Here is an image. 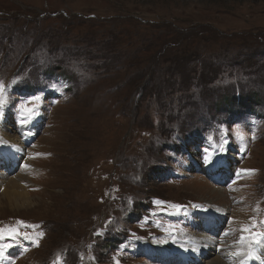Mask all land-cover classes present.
<instances>
[{"label":"rangeland","instance_id":"obj_1","mask_svg":"<svg viewBox=\"0 0 264 264\" xmlns=\"http://www.w3.org/2000/svg\"><path fill=\"white\" fill-rule=\"evenodd\" d=\"M0 82V194L32 180L0 264H165L210 210L216 244L264 233V0H0Z\"/></svg>","mask_w":264,"mask_h":264},{"label":"bare ground","instance_id":"obj_2","mask_svg":"<svg viewBox=\"0 0 264 264\" xmlns=\"http://www.w3.org/2000/svg\"><path fill=\"white\" fill-rule=\"evenodd\" d=\"M0 150V154L4 157V159L6 158L11 161L10 164L12 166L5 168L6 172L10 173L12 171L11 168H13V165H16L17 161H19L20 157L23 155L25 151L24 146L23 144L20 145L17 143L13 137L11 138L8 135H5L4 142H2ZM224 163L233 165V162H230V160L229 162L228 160H225ZM216 165L217 164H214V166ZM226 165L227 164H225L223 167L226 168ZM9 170L11 171L9 172ZM232 170H236L235 165L232 166ZM1 174L2 173L0 172V175ZM23 175L25 177L21 178ZM27 175L28 174L19 173L15 175L14 178L1 181L2 183L5 181V183H3L5 185L3 186L4 190L0 194V204L2 203V198L6 199L9 205L13 204V202H16L19 199V197L22 195L20 189H25V184L32 182V180H30ZM0 189H2V186H0ZM206 216L207 219L204 225L200 227L201 235H194L193 239H188V236L186 239L182 238L179 240L189 241V247L177 245L163 248L161 253L164 257L165 264L168 261H170L169 264H172L173 262L174 264H241V261L244 260V257L233 255L241 248V244H238L237 242L216 244L215 238L212 236L215 235L219 223L224 224L226 222V220H224L226 214L224 213V217L221 219V216L217 218L216 213L210 210L207 212ZM175 252L178 253L177 256L174 255ZM250 259L251 261L248 259L246 264H264V247H256L255 254Z\"/></svg>","mask_w":264,"mask_h":264},{"label":"snow or ice","instance_id":"obj_3","mask_svg":"<svg viewBox=\"0 0 264 264\" xmlns=\"http://www.w3.org/2000/svg\"><path fill=\"white\" fill-rule=\"evenodd\" d=\"M5 85L0 82V118L3 117V106L5 104V99H4V93H5ZM21 112L22 115L25 116V119L21 120V124L26 123L29 119L34 116L35 109L34 108H28L25 104L21 105ZM220 151H223V145L218 146ZM215 155V152H210L207 149H205V156H204V162L206 164L212 163L213 162V156ZM248 174L253 173L255 170H244ZM157 203H163V202H157ZM172 207L176 209H180V205H172ZM24 222L19 221L18 224H23ZM29 227H37L34 225H26ZM249 231L248 228H242L241 232H247ZM23 235L25 239H32L31 236L27 235L26 233H19L16 228H4L0 229V240H3L5 237H12L15 238L16 236ZM40 236L43 235V233H39ZM238 244L241 245H246V250L244 248H241L237 250L233 255L236 256H243L244 260L241 261V264H246V261L250 258H252L255 254L256 247H264V233H252L249 237H245L244 235L240 236L239 241H237ZM11 247V244H0V260L5 259L4 256V250L6 248ZM59 261V258H58ZM58 261L55 262V264H58Z\"/></svg>","mask_w":264,"mask_h":264},{"label":"trees","instance_id":"obj_4","mask_svg":"<svg viewBox=\"0 0 264 264\" xmlns=\"http://www.w3.org/2000/svg\"><path fill=\"white\" fill-rule=\"evenodd\" d=\"M239 99H240L239 97L235 98V100H236L237 103H239Z\"/></svg>","mask_w":264,"mask_h":264}]
</instances>
